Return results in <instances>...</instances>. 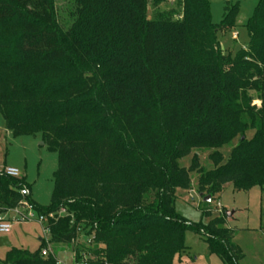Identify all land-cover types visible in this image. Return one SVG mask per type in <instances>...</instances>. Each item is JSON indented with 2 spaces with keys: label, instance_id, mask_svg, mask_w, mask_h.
I'll list each match as a JSON object with an SVG mask.
<instances>
[{
  "label": "trees",
  "instance_id": "obj_1",
  "mask_svg": "<svg viewBox=\"0 0 264 264\" xmlns=\"http://www.w3.org/2000/svg\"><path fill=\"white\" fill-rule=\"evenodd\" d=\"M181 1L173 19L149 18L148 0H0L6 130L39 134L58 155L49 206L32 199L25 177L0 171V210L25 200L47 216L51 238L35 253L11 248L0 264H56L42 254L48 244H72L87 264H181L188 230L225 264H239L224 216L192 223L175 201L193 173L212 199L227 184L264 189V103L253 95L264 91V0L235 57L217 34L234 27L238 5L215 24L209 0ZM235 138L223 163L221 148ZM210 149L214 167L205 169L198 153ZM23 186L25 197L15 190ZM82 231L92 246H75Z\"/></svg>",
  "mask_w": 264,
  "mask_h": 264
},
{
  "label": "rangeland",
  "instance_id": "obj_2",
  "mask_svg": "<svg viewBox=\"0 0 264 264\" xmlns=\"http://www.w3.org/2000/svg\"><path fill=\"white\" fill-rule=\"evenodd\" d=\"M213 23L220 24L226 13V7L238 5L239 11L235 18V25L229 31L217 34L221 48L235 57L237 53L249 43V33L246 23L253 15L259 0H209ZM181 0H148L147 12L149 18L157 15L172 13L173 19L182 14ZM63 3V2H62ZM61 4V3H59ZM259 98L258 105L264 103V91ZM254 130L247 131L246 136L252 138ZM235 138L231 144L221 148L224 156L223 163L230 157L232 148L237 144ZM41 136H14L6 130L5 121L0 111V171L5 166L20 169L21 176L31 187L32 199L41 206H49L54 188V172L58 166V155L46 145H42ZM212 150L200 151L199 159L205 169L214 167L209 154ZM192 154L179 160L182 167L191 165ZM190 190L177 189L176 211L192 223L208 225L213 219L224 216L227 227L233 230L232 244L241 250L239 264H264V189L254 186L251 189L236 190L232 184H227L221 194L209 202L203 201V194L198 191L197 176L192 174ZM207 203V204H206ZM208 209L210 213L204 214ZM23 211V209H19ZM61 212V210L59 211ZM230 212V216H227ZM0 215L10 218L12 224L8 232H0V262L6 259L7 252L13 248H20L35 253L41 239L51 241L49 234L43 230L40 221L35 217L31 220H21L18 213L12 210H0ZM37 216V214H35ZM82 231L77 245L92 246V236ZM187 249L176 258L181 264H225L216 254L210 253L204 236L188 230L185 236ZM53 254L62 260H71L74 253L72 244H48Z\"/></svg>",
  "mask_w": 264,
  "mask_h": 264
},
{
  "label": "built area",
  "instance_id": "obj_3",
  "mask_svg": "<svg viewBox=\"0 0 264 264\" xmlns=\"http://www.w3.org/2000/svg\"><path fill=\"white\" fill-rule=\"evenodd\" d=\"M1 171L5 175H8V176L17 177V178L22 177L20 169L17 167L5 166V167H3V169ZM15 190H17L22 197H25V196L30 194V189L27 186H23L21 188H15ZM20 208L23 209V211L19 210ZM12 209L16 213H18L21 220H31V219H34L36 217L37 220L40 221L42 226H44L46 224L47 216L37 213L35 211L34 207L31 204H29L28 202H26L25 200L22 201L21 205L14 207ZM12 209H9V210H12ZM64 213H65L64 209H62L61 212H59V214H64ZM35 214H37V216ZM49 215L53 217L54 214L51 213ZM10 221H11L10 218H7L6 216L0 215V232H8L11 229L12 224ZM43 230L46 234H49V228L48 227L44 226ZM78 238H77V240H78ZM49 253H53L50 248H48V249L44 248L42 250V254L44 256L48 255ZM88 257L89 256L87 255V253L84 252L82 254V258H80V260H77L76 259V253L74 252L71 254V260L70 261L62 260V259L56 257V264H87Z\"/></svg>",
  "mask_w": 264,
  "mask_h": 264
},
{
  "label": "water",
  "instance_id": "obj_4",
  "mask_svg": "<svg viewBox=\"0 0 264 264\" xmlns=\"http://www.w3.org/2000/svg\"><path fill=\"white\" fill-rule=\"evenodd\" d=\"M42 145H44V143H42ZM210 200H211V196L210 195H207V196L203 197V201L204 202H209ZM227 216H230V212H227Z\"/></svg>",
  "mask_w": 264,
  "mask_h": 264
}]
</instances>
